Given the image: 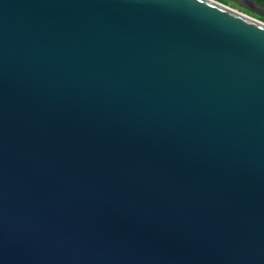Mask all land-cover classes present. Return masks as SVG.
Segmentation results:
<instances>
[{
	"label": "water",
	"instance_id": "water-1",
	"mask_svg": "<svg viewBox=\"0 0 264 264\" xmlns=\"http://www.w3.org/2000/svg\"><path fill=\"white\" fill-rule=\"evenodd\" d=\"M0 264H264V23L0 0Z\"/></svg>",
	"mask_w": 264,
	"mask_h": 264
},
{
	"label": "rangeland",
	"instance_id": "rangeland-1",
	"mask_svg": "<svg viewBox=\"0 0 264 264\" xmlns=\"http://www.w3.org/2000/svg\"><path fill=\"white\" fill-rule=\"evenodd\" d=\"M242 14L247 15L253 19L259 20L264 23V16L258 14L257 12L250 10L249 8L245 7L239 0H216Z\"/></svg>",
	"mask_w": 264,
	"mask_h": 264
},
{
	"label": "trees",
	"instance_id": "trees-1",
	"mask_svg": "<svg viewBox=\"0 0 264 264\" xmlns=\"http://www.w3.org/2000/svg\"><path fill=\"white\" fill-rule=\"evenodd\" d=\"M261 6L264 7V0H256Z\"/></svg>",
	"mask_w": 264,
	"mask_h": 264
}]
</instances>
